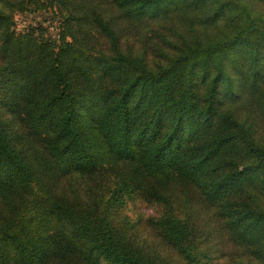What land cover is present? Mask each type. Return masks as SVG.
<instances>
[{"label": "trees", "instance_id": "16d2710c", "mask_svg": "<svg viewBox=\"0 0 264 264\" xmlns=\"http://www.w3.org/2000/svg\"><path fill=\"white\" fill-rule=\"evenodd\" d=\"M252 2L0 0V264H170L112 214L123 193L171 201L177 183L184 214L152 219L184 264L211 261L199 238L212 218L216 236L264 264V16ZM30 5L55 9L57 40L15 30ZM143 18L172 21L180 39L156 68L120 46L121 20ZM109 172L118 185L105 200L89 184L55 187Z\"/></svg>", "mask_w": 264, "mask_h": 264}, {"label": "rangeland", "instance_id": "374dc122", "mask_svg": "<svg viewBox=\"0 0 264 264\" xmlns=\"http://www.w3.org/2000/svg\"><path fill=\"white\" fill-rule=\"evenodd\" d=\"M255 12L264 16V0H253L252 2ZM55 9L38 8L35 9L30 5L22 12L15 11L14 13V28L17 31L28 28L29 26L38 25V31H43L44 35L50 36L53 40H57L61 18L56 13ZM173 22L170 20H151L143 18L139 21L121 20L120 23V46L123 50L133 54H143L149 67L156 68L159 64L169 61L172 56L178 52L177 43L180 41L178 35L170 31ZM176 23H174V26ZM225 22L221 21L217 27L209 28L208 32L224 27ZM167 26V28H165ZM246 107L237 108L235 112L240 117L244 116ZM3 120H7L9 131L14 136V141L20 148L23 147L26 152L35 149L32 142V137H22L18 135L22 131L20 124L14 120L8 111L1 112ZM258 137L264 141V135L260 129L257 132ZM22 143V144H21ZM21 145V146H20ZM102 180L97 182L94 180H83L82 177L74 174H66L60 177L56 182V189L59 192L70 194L72 188L80 187L81 189L89 184L98 194H103V200L108 198L118 185L115 178V173H103ZM185 187L180 184L173 186V192L169 195L171 201L159 199L156 201L147 199L144 191L141 194L134 193L125 194L124 202H119L113 208L115 222L125 224L128 222L131 226L129 234L139 244H141L148 252L157 255L155 258L159 261L164 260L170 264H184L182 256L174 249L165 239L157 233L156 225L152 217L158 216L161 212L173 210L176 214L182 216L185 208L184 196ZM193 201V200H192ZM212 227L217 228L219 222L215 219H210ZM218 223V224H217ZM209 223L200 222L201 236L200 241H203L202 246L210 251L212 259L209 264H261L259 261L248 257V253L244 252L239 245L223 239V236H216L213 228ZM209 229V234L206 231ZM210 242V243H209ZM253 259V260H252ZM263 264V263H262Z\"/></svg>", "mask_w": 264, "mask_h": 264}]
</instances>
